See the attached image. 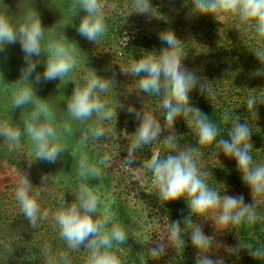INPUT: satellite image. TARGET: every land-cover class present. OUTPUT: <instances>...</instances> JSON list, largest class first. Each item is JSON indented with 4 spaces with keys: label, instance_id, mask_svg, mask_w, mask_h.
I'll use <instances>...</instances> for the list:
<instances>
[{
    "label": "trees",
    "instance_id": "16d2710c",
    "mask_svg": "<svg viewBox=\"0 0 264 264\" xmlns=\"http://www.w3.org/2000/svg\"><path fill=\"white\" fill-rule=\"evenodd\" d=\"M103 14L107 24V33L91 42L77 32L83 11L76 7V0H0V11L6 6L7 14L17 22L30 11L39 13L42 26L45 28V43L64 33L68 41L80 49L76 68L62 81L52 80L36 83L32 79L35 100L46 103L54 114L56 126L69 125L70 131L60 137L65 151L55 163L34 160V147L27 136H22L19 145L9 149L0 140V162L24 172L38 191L40 214L35 227L24 217L20 205L15 198L17 185L6 187L0 191V264H65L61 258L66 254L67 264H85L88 252L81 248L69 249L66 242L59 236V229L54 219L56 211L62 206L61 196L70 204L75 199L79 187L85 184L98 194L102 211L113 217V222L120 224L126 231L128 239L117 253L123 264H195L198 250L190 240L191 227H198L203 218L193 216V225L186 227L183 220L189 214L184 199L163 203L157 190L151 183V172L144 168V162L154 152L161 158L175 154L178 149L157 144L142 147L141 169L143 182L134 184V199L127 201L125 194L116 184L115 176L110 172L108 157L110 147L107 141L108 126L98 121L95 115L84 122L73 120L67 113V102L71 97L76 83L82 84L86 74L95 70L98 75L114 82V88L102 95L111 107L119 101L129 105L128 82L138 78L128 72L133 58L148 55L146 51L159 52L167 45L162 43L158 35L171 29L184 42L180 55L184 66L194 70L198 77L208 84L210 97L201 94L199 89L191 95V104L201 109L221 131L230 126L231 120L225 123L222 119L225 112L231 117H240V123L248 122L252 131L251 154L257 163H264V103L256 106L257 118L248 112L246 102L250 96H256L258 103L264 99V75H255L258 69L264 68L255 55L256 50H264V38L254 30L239 23L235 18L223 17L222 22L212 15L193 14L188 8L181 11L176 2L150 0L153 9L150 15L136 13L134 0H103ZM175 12H181L180 15ZM219 19V18H218ZM132 23V25H130ZM130 27V33L127 27ZM121 43V39H126ZM111 54L105 61V54ZM34 59H36L34 57ZM37 71L43 73L45 56L39 58ZM24 66L23 53L19 42L6 45L0 53V122L7 121L23 128L28 119L31 106L23 109L12 107V97L17 90L15 84L20 78V69ZM35 74H33L34 77ZM124 82V84H123ZM29 86L27 81L21 82ZM133 98L149 104L154 111L159 109L160 98L137 92ZM124 121L134 116L127 113L126 108H119ZM159 115L161 112L157 111ZM103 127L105 136L99 140L91 137L81 143L82 134L90 127ZM174 130L180 136V147H197L196 158L202 161L209 173L207 182L210 187L223 192L227 189L242 188L245 184L237 169L236 161L226 157L213 144L198 146L194 129L187 126L185 120L177 118ZM227 139V131L221 133ZM113 137V136H112ZM109 143V140H108ZM87 157V163L97 171L95 177L81 176L79 162ZM33 160V161H32ZM31 166L29 167V162ZM23 175V173L21 174ZM46 176V180L43 177ZM47 185L43 190L38 184ZM259 219L254 225L242 224L229 228L231 248L224 257V264H264V257L254 258L251 252L256 248H264V206H259ZM47 212L46 218L43 213ZM181 222L185 231V247L175 250L168 246L165 254L154 260L148 248L155 246L160 238L167 235L171 222ZM244 247H239V245ZM233 249H238L235 251Z\"/></svg>",
    "mask_w": 264,
    "mask_h": 264
},
{
    "label": "clouds",
    "instance_id": "9594fccd",
    "mask_svg": "<svg viewBox=\"0 0 264 264\" xmlns=\"http://www.w3.org/2000/svg\"><path fill=\"white\" fill-rule=\"evenodd\" d=\"M191 5L193 14L212 15L218 17L235 18L239 23L255 31L259 37L264 38V0H187ZM136 13L150 15L153 9L150 0H134ZM0 11V53L5 51L6 45L19 42L24 58V66L20 69V78L15 83L17 90L12 97V107L23 109L31 106L28 119L23 128L12 125L7 121L0 122V137L9 149L17 147L22 136H27L34 147V160H43L55 163L66 150L60 137L70 131L69 125L56 126L53 123L54 114L50 107L35 100L32 79L36 83L41 80L62 81L77 66V58L84 55L75 45L66 43L64 33L56 38H50L45 43V28L39 13L30 11L17 22L7 14L6 6ZM76 7L83 11L77 32L88 41L96 42L98 38L107 33V24L103 9V0H76ZM159 40L166 47L159 52L146 51L148 55L133 58L128 72L136 80V91L160 98L159 109L164 119L163 125L156 115L157 111L147 110L145 103L142 110H137L133 105H128L126 111L139 120V125L134 134V139L128 144L127 155L124 163L131 168L136 160V153L142 147L151 144L163 136V143L175 148L176 134L174 125L177 118L182 117L187 126L194 129L198 146L215 145L219 152L236 161L237 169L241 174L243 183L251 190L252 201L246 203L243 194L225 195L223 192L209 186L208 172L198 167L196 156L197 147L185 146L183 149L168 154L161 158L159 152H154L150 159L144 162V168L151 172V183L157 190L159 199L163 203L184 199L189 208V214L183 220V225H193V216L208 217L214 221L219 230L242 224L254 225L259 219L258 205L264 199V163L254 161L251 154L252 131L248 122L240 123V117L234 119L227 112L222 119L225 123L232 121L227 131V139L221 129L200 108L191 104V93L199 89L201 94L211 95V90L205 81H202L194 70L184 66V59L180 55L181 46L184 44L174 31L164 30L158 35ZM256 57L264 65V50H256ZM45 56L44 71L41 75L37 71L39 58ZM34 57L36 59H34ZM33 74L34 77H33ZM255 75H264V68L258 69ZM22 81H27L29 86H23ZM114 88V82L101 77L93 69L83 78V83H76V87L68 99L67 113L79 122L91 119L94 115L98 121L117 118V109L125 106L119 101L115 107L109 105L102 95ZM256 96L247 99L246 106L257 118ZM103 127H90L83 134L81 143L89 137L99 140L105 136ZM33 161V160H32ZM29 162V167L31 162ZM80 175L95 177L97 171L87 163V157L79 162ZM46 180V176L43 177ZM29 177L23 172L17 181L15 198L20 205L24 217L35 227L40 214L38 202L40 193L33 191ZM61 207L56 211L54 219L59 229V236L66 242L69 249L84 248L88 255L85 264H123L117 254L120 247L127 241L128 236L123 227L113 222V217L102 211L101 200L91 188L85 184L79 187L72 203L65 202L61 196ZM47 212L43 213L46 218ZM218 229V228H217ZM190 240L192 246L198 250L195 264H224L222 259H213L209 255L213 247L214 237L205 235L201 227H191ZM185 231L181 222H171L167 228V244L163 239L158 240L155 246L148 248L154 260L161 258L168 246L175 250L185 247ZM216 247H220L219 244ZM239 247H243L240 243ZM244 248V247H243ZM234 252L238 249H233ZM254 258L264 257V248H256L251 252ZM67 264L66 254L61 257Z\"/></svg>",
    "mask_w": 264,
    "mask_h": 264
},
{
    "label": "rangeland",
    "instance_id": "374dc122",
    "mask_svg": "<svg viewBox=\"0 0 264 264\" xmlns=\"http://www.w3.org/2000/svg\"><path fill=\"white\" fill-rule=\"evenodd\" d=\"M159 1H166L168 4H171L172 2H176V5L173 7L171 6V9H175L177 7L181 11H186L185 8L191 9V5L187 2V0H156ZM175 14L180 15L181 12H175ZM219 20L217 22H222L224 19L223 17H218ZM132 25V23H130ZM131 28L128 26L127 31L130 33ZM126 39H121V43L125 42ZM103 57L105 61L110 59L111 54L107 53ZM124 84V82H123ZM135 82L132 81L128 82V84L125 86V89L128 91L129 105H133L137 110H142V106L144 102H140L137 99L133 98L136 96L135 89L136 85H134ZM128 105H125V108H127ZM145 108L147 110L154 111V109L147 103H145ZM121 111L119 108L117 109V118L113 117L111 120H105L103 121V124H106L108 128V132L111 133L110 136L107 134V141L106 145L110 147V153L108 157V166L110 168V172L112 170V174L115 176L116 184L122 188L123 193L125 194V199L127 201L134 199V191H132V188L134 187V184L138 182H143L144 177H146L143 174V171L141 169V158L143 156L142 149L138 150L136 153V160L131 165V168L128 167L124 163V158L127 155V147L128 144L134 139L131 135L135 133L138 125L139 120L133 117L130 121H124L123 116L120 115ZM156 115L161 121V124L163 125V119L161 115H159L156 112ZM176 141H175V147L179 150L183 149L185 146L183 145L180 147V136L176 133ZM167 135V132L162 133V137L156 141H153L151 144L147 146H152L153 144L162 145L165 147H170L169 145H165L163 143V136ZM3 137H0V140H2ZM109 140V143H108ZM198 167L201 168V170L206 169V167L202 164V161L197 159ZM23 173V172H22ZM15 167L9 166L6 163L0 162V191L4 190L6 187L17 185V181L21 174ZM39 186H42V189H47V185L45 186L43 183L38 184ZM222 194L225 195H240L243 194L245 202L250 203L252 201L251 197V190L248 188V186H244L242 188H235V189H227L224 190ZM264 206V199H262L258 205ZM258 209V208H257ZM208 217H205V219H202L199 223V226L201 227L202 231L205 233V235L214 237L213 240V247L211 251L209 252V255L212 256V258L215 259H222L224 262L225 255L229 252V249L231 248L230 244V238L228 237L229 234V228L226 230H219L221 229V226L217 225V228L215 226V223L211 219H207ZM166 236V235H165ZM164 236V237H165ZM164 237L160 238L163 239ZM163 242L167 244V238L165 237ZM219 244L220 247H216V245Z\"/></svg>",
    "mask_w": 264,
    "mask_h": 264
}]
</instances>
